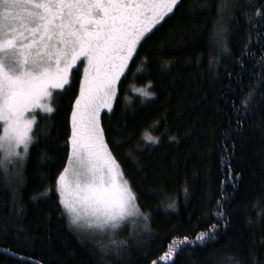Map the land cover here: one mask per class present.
Listing matches in <instances>:
<instances>
[{
  "label": "trees",
  "instance_id": "16d2710c",
  "mask_svg": "<svg viewBox=\"0 0 264 264\" xmlns=\"http://www.w3.org/2000/svg\"><path fill=\"white\" fill-rule=\"evenodd\" d=\"M218 3L181 0L138 48L113 111L101 113L109 147L121 142L113 155L149 217L150 231L143 217L135 218L144 247L138 250L130 239L131 256L101 252L62 214L55 183L68 163L70 104L83 76L78 63L69 92L53 93V113H36L35 138L17 174L0 167V264H151L173 238L194 239L217 223L215 240L185 246L175 264H218L228 253L247 258L250 248L264 260V24L251 26L239 9L219 13ZM242 3L256 22L264 0ZM219 25L227 30L228 53L214 38ZM249 33L251 52L243 55ZM250 88L245 109L240 102ZM148 135L159 142L148 143ZM222 190L227 224L217 215ZM13 222L18 230L4 234ZM130 230L125 222L115 239L128 238Z\"/></svg>",
  "mask_w": 264,
  "mask_h": 264
},
{
  "label": "snow or ice",
  "instance_id": "6c2138e0",
  "mask_svg": "<svg viewBox=\"0 0 264 264\" xmlns=\"http://www.w3.org/2000/svg\"><path fill=\"white\" fill-rule=\"evenodd\" d=\"M180 4L181 0H0V153L4 159L23 161L27 157L35 138L36 110L53 113L54 90L69 92L73 69L82 63L79 92L70 104L68 163L58 175L55 191L69 227L87 229L101 252L131 256L130 239L138 250L143 248L135 218L143 217V228L150 231L149 217L141 211L138 196L113 155V148L122 144L117 141L109 147L101 112L113 111L120 79L138 48ZM237 9L251 26L264 24V8L255 10L259 19L253 22L242 0H219L217 4L219 13L227 10L234 15ZM226 31L223 25L214 28L217 47L224 53L230 52ZM250 43L251 33L242 45L243 55L251 52ZM261 61L264 67V56ZM137 91L145 97L154 95L147 89ZM251 97L250 88L241 106L246 109ZM146 139L150 144L159 142V137L151 135ZM4 159H0V167ZM225 198L222 190L217 215L227 224ZM253 207L259 208V204ZM125 222L131 224L128 238L115 239V230ZM218 227V223L211 225L194 239L173 238L151 264H175L176 255L185 246H203L215 240ZM9 230H18L17 225H5L4 234ZM105 235L107 241L102 239ZM218 264H264V260L250 248L247 258L228 253Z\"/></svg>",
  "mask_w": 264,
  "mask_h": 264
},
{
  "label": "rangeland",
  "instance_id": "374dc122",
  "mask_svg": "<svg viewBox=\"0 0 264 264\" xmlns=\"http://www.w3.org/2000/svg\"><path fill=\"white\" fill-rule=\"evenodd\" d=\"M56 91H59V90H54V92H56ZM53 92V93H54ZM103 111H107V109H104ZM102 111V112H103ZM37 112H41L39 109H37L36 110V113ZM101 112V113H102ZM41 113H43V112H41ZM30 147V146H29ZM19 151H21V152H23V149H22V147H21V149H19ZM2 154V159H4V154L3 153H1ZM10 161V162H9ZM23 161H25V159L23 160ZM23 161H20V160H18L17 158H15V157H12V158H8V159H4V166L6 165V166H8L7 168H6V173L7 174H11V175H16L17 174V172L19 171V167H20V165H21V163L23 162ZM75 230V229H74ZM76 232H81V233H87L88 234V230L87 229H81V230H75Z\"/></svg>",
  "mask_w": 264,
  "mask_h": 264
}]
</instances>
